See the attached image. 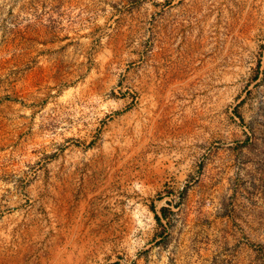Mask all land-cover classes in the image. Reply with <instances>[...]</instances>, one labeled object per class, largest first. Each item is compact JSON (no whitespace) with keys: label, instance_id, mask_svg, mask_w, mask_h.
<instances>
[{"label":"rangeland","instance_id":"rangeland-1","mask_svg":"<svg viewBox=\"0 0 264 264\" xmlns=\"http://www.w3.org/2000/svg\"><path fill=\"white\" fill-rule=\"evenodd\" d=\"M0 264H264V0H0Z\"/></svg>","mask_w":264,"mask_h":264}]
</instances>
